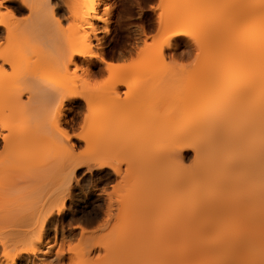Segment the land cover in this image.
I'll list each match as a JSON object with an SVG mask.
<instances>
[{
    "label": "bare ground",
    "instance_id": "1",
    "mask_svg": "<svg viewBox=\"0 0 264 264\" xmlns=\"http://www.w3.org/2000/svg\"><path fill=\"white\" fill-rule=\"evenodd\" d=\"M253 1L251 27L201 42L217 44L205 65L229 76L214 68L205 96V71L159 116L173 97L150 71L108 61V87L92 86V53L111 57L96 0H0V262L264 264V0ZM154 112L156 128L141 122ZM135 115L145 129H126Z\"/></svg>",
    "mask_w": 264,
    "mask_h": 264
},
{
    "label": "rangeland",
    "instance_id": "2",
    "mask_svg": "<svg viewBox=\"0 0 264 264\" xmlns=\"http://www.w3.org/2000/svg\"><path fill=\"white\" fill-rule=\"evenodd\" d=\"M120 2L122 5L126 3L128 6L122 7L119 18L117 19H112L111 14L109 15L110 17H108L109 23L107 30L109 29L110 26V31L108 30L107 33L104 35L105 37L103 36L105 39L104 48L108 53V55L111 56L108 57L107 60L113 65L114 64L118 65V67L133 65L132 61H137V65L135 66L138 68H140L142 61L145 58H146V62L148 61L147 59H149L150 64L148 63L149 64L148 66H152L155 61H158L159 63L156 65V70L150 71L152 75L157 77V80H155L156 77L155 78L153 77L152 82L154 80L155 83L156 81L158 83L160 82L159 84H161L162 88L166 91L170 89V91L168 92H170V95L172 94L173 97L172 100H167L166 101L167 103L160 102L158 106L152 107V111L156 109L155 111L157 112L159 111L160 113L162 112L161 110H163L165 106H168V108L177 105L181 106L182 102L179 103L178 99L182 100V95L186 99L188 95L187 93L184 92L189 90L191 91L193 87L198 84V80H199L198 77L202 79L201 76L205 74V71H206V75H204V77L207 76L206 79L204 78V82L203 81L199 82V83L203 82L202 83L203 86L200 84L196 86L197 89L200 86L202 88L204 87V90L202 89V91L203 92L205 91L204 92L205 96H207L210 93V91L214 87L215 84L214 81L217 79L214 70L219 68L218 70L220 71L217 70V72L221 73L223 70L225 78L229 76V72L227 71L226 67L223 69L220 68L218 65L217 66L205 65L206 62L210 58H212L213 55L216 53L217 44L215 43L213 44L211 42L208 43L209 45L206 44L205 46H202L203 44L201 43L202 40L210 39V36L213 33V31L223 24L226 25L243 24L245 26L250 24L248 25L250 27L253 25V23L251 24L252 22L251 19L254 17L250 19L248 16H250L249 13L251 12H247L250 11V4L254 2V1L250 2V0L248 1L246 0H155V4L159 5V7L155 13L151 14L150 26L148 28H144L142 24H138L137 22L132 20L131 17L134 11V8L132 7L133 0H120ZM244 2L248 4L249 8L245 6L247 4ZM136 3L138 4L139 0H136ZM114 6H115V0H113V3L110 7H114ZM240 7L243 8L242 9L243 11H241ZM245 11L247 13H245ZM182 20L186 22L185 23L186 25H183L185 32L190 33L191 35L179 37L176 40L172 38V40L168 41L163 45H161L160 40L158 38L156 39L155 44L152 43L153 30L155 31L157 37L165 33L170 34L171 31L175 30L176 28L182 27ZM248 21L251 22L249 23ZM137 28H141L142 31L147 32L149 39L148 44H144L142 42L144 37L141 35V32L136 31ZM137 36L141 38L140 39L141 41ZM137 40L140 42L136 46L137 48L134 46L135 49H133L131 53L132 55L127 53V51L133 47L134 45L133 43H135ZM198 42L200 43L198 44ZM203 42L205 43V41ZM161 48H162V52L160 51ZM119 56L122 58H120ZM100 68L101 69L99 70L97 69V71H101V70L102 71L99 72V74L97 73L98 75L94 76L92 80V86L94 87L95 91L98 93L101 90L103 91L105 88L108 87L110 83V79L108 80L107 84H102L99 87L96 86V82L103 81L107 79L109 76L112 77L111 76L112 73L110 74V72L106 70L107 67L105 64H102ZM220 76L222 77V75ZM159 84L156 83V86L158 88L161 87L158 86ZM165 86L168 89H165ZM190 86H193L191 87L192 89L190 88ZM123 95L124 94H122L121 98L124 100L125 95L124 96ZM177 95L178 96L181 95V97L178 98ZM166 108L167 107H165L164 109ZM139 111L142 110L138 109V112ZM159 112L157 113L158 115ZM157 114H155L154 112V114L152 115L151 113V118L149 115H147L148 118H145L149 122L147 120L141 122L144 123L146 122V124L150 123L152 125V128H156L157 124H159L160 122L159 120L160 117L156 119V117H158ZM135 116L136 117H133L132 120V122L135 121L134 123H132L131 120H129L128 122L126 121V129H129L128 123H131L132 124V125L130 124L131 126L136 125L135 128H137L138 126L139 128L143 127V129H145L144 127L146 124L143 123L144 126H140V124L138 125V123L141 122H137L139 120L137 118L138 115ZM148 125L146 126L147 129L146 131H148V129L153 130L152 128H148Z\"/></svg>",
    "mask_w": 264,
    "mask_h": 264
},
{
    "label": "snow or ice",
    "instance_id": "3",
    "mask_svg": "<svg viewBox=\"0 0 264 264\" xmlns=\"http://www.w3.org/2000/svg\"><path fill=\"white\" fill-rule=\"evenodd\" d=\"M55 2V0H53ZM113 0H96V12L95 14L99 17H103L104 13H110L112 19H117L119 18L120 12L122 7H127L128 5L125 3L124 5L121 4L120 0H115V6L110 7L112 5ZM132 7L134 8V11L132 13V20L137 22L138 24H142L144 28H148L150 26V16L152 13H155L158 10L159 5L155 4V0H139V3H136V0H133L132 2ZM105 29H101V31H104ZM110 31V26L109 29ZM136 31L141 32V35L144 37L143 43L148 44L149 39H148V34L147 32L142 31L141 28H137ZM180 35H191L190 33H180L177 31H171L170 34L165 33L159 37L156 36L155 31L153 30V39L152 43H156V39L158 38L160 40L161 45L167 43L168 41L172 40L173 37H178ZM162 52V48L160 49ZM93 59L94 60H101L103 64L107 65L109 69L113 67V65L109 64L108 60L105 59L104 57H101L97 55L95 52L92 53ZM158 61H155L152 66H140V71L143 72H149V71H154L156 70V65L158 64ZM133 65H137V61H132ZM111 79L109 76L107 79L103 81H97L96 86L99 87L102 84H107L108 80ZM69 252H71V249H69ZM67 260V258H66ZM0 264H6V262H0ZM14 264H19V261L14 262ZM71 264H82L81 261H74L71 262Z\"/></svg>",
    "mask_w": 264,
    "mask_h": 264
}]
</instances>
